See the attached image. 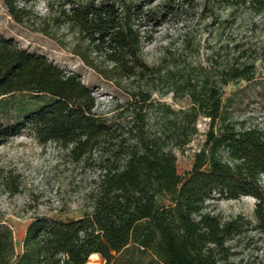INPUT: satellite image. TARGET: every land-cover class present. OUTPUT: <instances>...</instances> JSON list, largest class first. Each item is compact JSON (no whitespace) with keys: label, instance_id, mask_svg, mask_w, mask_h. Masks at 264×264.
<instances>
[{"label":"trees","instance_id":"1","mask_svg":"<svg viewBox=\"0 0 264 264\" xmlns=\"http://www.w3.org/2000/svg\"><path fill=\"white\" fill-rule=\"evenodd\" d=\"M29 1L2 0L17 23L28 18ZM240 2L255 13L264 11V0ZM168 7L164 2L159 15L169 13ZM61 15L112 64L104 70L86 60L102 77L117 75L147 85L160 74L141 56L146 41L142 27L153 24L158 15L143 3L86 0L71 4ZM258 58L264 61V46L254 60ZM254 60L232 58L221 69L202 72L195 83L187 79L175 84L174 91L187 95L190 105L173 110L159 104L163 128L151 131L139 109L124 124L96 116L93 94L76 73L0 35V98L19 92L52 97L21 121L0 123V144L28 130L41 142L67 148L73 160L94 163L98 171L88 192L90 210L64 221L31 218L20 253L15 252L10 226L0 220V264H85L92 253L104 264H239L230 259L234 252L227 241L249 226L264 233V132L238 130L228 122H220L215 130L214 122L221 116L223 86L251 80ZM136 95L142 102L149 99L146 90L131 93ZM199 117L209 119L205 142L190 171L180 176L172 149L190 141ZM221 150L228 161L221 159ZM212 192L231 199L256 198L254 224L240 215L222 220L202 212Z\"/></svg>","mask_w":264,"mask_h":264},{"label":"rangeland","instance_id":"2","mask_svg":"<svg viewBox=\"0 0 264 264\" xmlns=\"http://www.w3.org/2000/svg\"><path fill=\"white\" fill-rule=\"evenodd\" d=\"M84 1L30 0L25 4L28 18L17 23L0 0V35L76 73L93 94L96 116L112 123L124 124L139 109L151 131L161 130L159 104H167L173 110L190 105L187 95L174 91L175 84L187 79L195 83L202 72L221 69L232 58L251 62L264 46V11H250L240 0H128L143 3L144 8L158 13L153 24L142 27L146 41L141 56L147 65L158 68L160 74L150 77L147 85L133 78L119 79L117 75H113L115 79H106L87 61L104 70L112 64L88 45L74 27L64 23L61 15L71 4ZM164 2L170 12L162 16L159 14ZM254 62L256 69L251 80L223 86V107L220 118L214 122L215 130L220 122H228L238 130L255 128L264 132V61L258 58ZM139 90L149 92L147 101H140L139 95L131 96ZM51 100L44 93L3 96L0 123L10 125L21 121L27 113ZM196 129L184 147L172 149L180 176L190 171L195 153L203 147L209 119L199 117ZM219 155L229 160L224 150ZM97 173L94 163L75 161L67 148L53 141L41 142L28 130L0 144V220L13 232L15 252L21 251L24 231L31 218L45 216L64 221L89 211L88 192ZM260 184L264 193V174L260 175ZM256 201L252 196L231 199L212 192L205 199L202 212L222 220L240 215L252 225ZM227 244L234 252L230 258L233 262L264 264V233L253 227L229 239ZM103 262L99 255L88 258L85 264Z\"/></svg>","mask_w":264,"mask_h":264},{"label":"bare ground","instance_id":"3","mask_svg":"<svg viewBox=\"0 0 264 264\" xmlns=\"http://www.w3.org/2000/svg\"><path fill=\"white\" fill-rule=\"evenodd\" d=\"M98 256H99V255H98L97 253H92V254L89 256V258H90V259H95V258H98ZM91 261H92V260H91ZM101 262H102V261H101ZM101 262H100V263H101ZM89 263H90V262H89ZM89 263H88V264H89ZM103 263H104V262H103ZM103 263H102V264H103Z\"/></svg>","mask_w":264,"mask_h":264}]
</instances>
